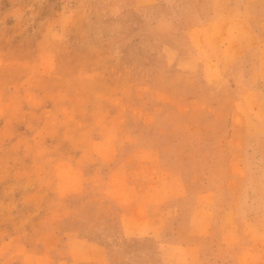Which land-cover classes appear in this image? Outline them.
Here are the masks:
<instances>
[{
  "label": "rangeland",
  "instance_id": "1",
  "mask_svg": "<svg viewBox=\"0 0 264 264\" xmlns=\"http://www.w3.org/2000/svg\"><path fill=\"white\" fill-rule=\"evenodd\" d=\"M0 264H264V0H0Z\"/></svg>",
  "mask_w": 264,
  "mask_h": 264
}]
</instances>
